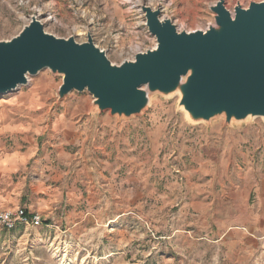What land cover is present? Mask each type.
I'll list each match as a JSON object with an SVG mask.
<instances>
[{"label": "rangeland", "instance_id": "rangeland-1", "mask_svg": "<svg viewBox=\"0 0 264 264\" xmlns=\"http://www.w3.org/2000/svg\"><path fill=\"white\" fill-rule=\"evenodd\" d=\"M221 1L231 14L264 2L0 0V43L35 17L57 39L91 37L119 67L157 47L144 7L178 33L206 32ZM63 79L44 70L18 90L35 97L40 145L56 133L73 142L58 209L39 227L0 226V264H264V237L246 226L264 206V117L194 121L180 88L113 115L87 91L61 96Z\"/></svg>", "mask_w": 264, "mask_h": 264}, {"label": "water", "instance_id": "water-1", "mask_svg": "<svg viewBox=\"0 0 264 264\" xmlns=\"http://www.w3.org/2000/svg\"><path fill=\"white\" fill-rule=\"evenodd\" d=\"M142 11L157 47L119 67L91 37L84 44L57 39L32 18L18 37L0 43V95L50 70L64 76L61 96L87 91L113 115L141 113L148 91L180 88L181 105L194 121L222 114L227 121L264 117V2L231 14L221 1L213 7L216 26L193 33H178L170 20H160V11Z\"/></svg>", "mask_w": 264, "mask_h": 264}, {"label": "crops", "instance_id": "crops-1", "mask_svg": "<svg viewBox=\"0 0 264 264\" xmlns=\"http://www.w3.org/2000/svg\"><path fill=\"white\" fill-rule=\"evenodd\" d=\"M20 91L0 100V212L23 208L45 220L60 204L63 157L73 141L56 133L40 145L35 97ZM257 218L246 226L264 237V206Z\"/></svg>", "mask_w": 264, "mask_h": 264}, {"label": "built area", "instance_id": "built-area-1", "mask_svg": "<svg viewBox=\"0 0 264 264\" xmlns=\"http://www.w3.org/2000/svg\"><path fill=\"white\" fill-rule=\"evenodd\" d=\"M42 221L40 214L29 213L23 208H19L15 211L0 212V226L8 230H13L18 225L23 227H39Z\"/></svg>", "mask_w": 264, "mask_h": 264}, {"label": "bare ground", "instance_id": "bare-ground-1", "mask_svg": "<svg viewBox=\"0 0 264 264\" xmlns=\"http://www.w3.org/2000/svg\"><path fill=\"white\" fill-rule=\"evenodd\" d=\"M145 14V13H144ZM38 19V18H37ZM39 20V19H38ZM41 23H42V20H39ZM43 24V23H42ZM28 81H29V79H28ZM248 117H251V116H248Z\"/></svg>", "mask_w": 264, "mask_h": 264}]
</instances>
